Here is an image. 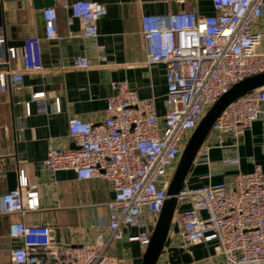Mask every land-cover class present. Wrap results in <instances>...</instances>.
<instances>
[{"label":"built area","instance_id":"built-area-1","mask_svg":"<svg viewBox=\"0 0 264 264\" xmlns=\"http://www.w3.org/2000/svg\"><path fill=\"white\" fill-rule=\"evenodd\" d=\"M213 5L212 15L192 10L142 15L145 63H163L166 69L164 114L159 113L155 96L140 97L127 79L112 81L105 119L92 123L71 117L69 135L75 147L49 145L43 161L47 169L72 170L79 180L101 178L111 184L108 221L93 223L94 241L66 254L55 246L49 223L27 224L25 216L39 210L41 202L39 185H30L24 173L16 187L0 196V214L20 217L10 234L20 241L14 264H41V251L56 264H122L110 246L133 228L138 234L129 239L146 249L185 146L201 119L235 83L264 72V0H213ZM69 7L72 17L81 21V35L95 38L106 6L76 0ZM43 17V37L27 38L19 48L7 46L0 27V92L21 89L25 72L44 69L42 41L60 35L56 7L44 8ZM19 58L21 66L13 67L12 60ZM71 65L88 68L90 62L79 54ZM42 97L44 93L33 95ZM263 103L264 86L232 102L211 131L240 137L260 119ZM56 110L60 111L59 104ZM30 112L27 104V115ZM178 200L190 205L184 212L177 208L174 216L189 244L214 242L215 253L225 264H264L262 166L239 172L232 182L184 185Z\"/></svg>","mask_w":264,"mask_h":264},{"label":"crops","instance_id":"crops-1","mask_svg":"<svg viewBox=\"0 0 264 264\" xmlns=\"http://www.w3.org/2000/svg\"><path fill=\"white\" fill-rule=\"evenodd\" d=\"M73 1L76 0H55L60 37L42 41L44 69L25 72L21 89L0 92V172L15 170L20 180L24 173L30 185H39L41 208L28 213L24 220L27 224L49 223L55 246L66 254L76 245L94 241L96 230L92 225L107 223L106 203L114 192L104 179L79 180L72 170L47 169L43 161L49 145L75 147L69 135L71 117L92 123L105 119L112 81L127 79L140 97L155 96L158 111L164 114L166 69L163 63H145L142 15L192 10L204 16L216 12L213 0H90L104 4L107 14L97 21L98 35L88 38L71 29L69 4ZM5 9L9 14L4 33L12 45L30 37H43V10L35 9L32 0H16L7 3ZM77 54L88 57V68L72 67L73 55ZM12 66H21L20 58L12 60ZM35 93H44V97L34 99ZM57 104L60 111L56 110ZM262 108L260 119L238 138L211 131L185 185L232 182L239 172H251L257 165L264 169V103ZM9 189L6 176L0 174V196ZM189 207V203H180L178 212ZM19 219L18 215L0 214V264H14L12 257L19 241L10 234ZM137 234L136 228L127 230L123 239L111 244L110 253L122 264H133L143 255L145 248L140 242L129 239ZM214 244H189L174 218L157 264H225L224 258L216 255ZM44 254L41 251V264H56L55 259Z\"/></svg>","mask_w":264,"mask_h":264},{"label":"water","instance_id":"water-1","mask_svg":"<svg viewBox=\"0 0 264 264\" xmlns=\"http://www.w3.org/2000/svg\"><path fill=\"white\" fill-rule=\"evenodd\" d=\"M14 1L16 0H0V27L5 32L7 31V16L9 14V11L5 9V5ZM32 4L35 9L43 10L44 8L53 6L55 4V0H32ZM71 29L75 33L81 32V21L79 18L72 17ZM5 36L7 40V46L9 47L14 46L19 48L24 45V40H22L20 43H16V45H12L14 43L8 40L6 33ZM77 55H73V57ZM263 86L264 72L249 76L235 83L208 109L185 146L181 159L178 163V166L168 188V198L166 199L162 211L159 215L151 236L150 243L146 247L143 255L133 260V264L158 263L167 243L174 216L179 205L178 194L185 185L194 161L197 158L202 145L210 134L214 123L232 102L236 101L238 98L246 95L247 93ZM0 174L6 176L10 188H14L19 184L20 177L17 171H3L0 172Z\"/></svg>","mask_w":264,"mask_h":264}]
</instances>
